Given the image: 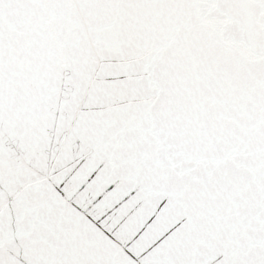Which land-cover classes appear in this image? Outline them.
I'll return each mask as SVG.
<instances>
[{"label": "snow or ice", "instance_id": "snow-or-ice-1", "mask_svg": "<svg viewBox=\"0 0 264 264\" xmlns=\"http://www.w3.org/2000/svg\"><path fill=\"white\" fill-rule=\"evenodd\" d=\"M0 264H264V0H0Z\"/></svg>", "mask_w": 264, "mask_h": 264}]
</instances>
